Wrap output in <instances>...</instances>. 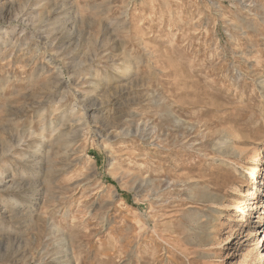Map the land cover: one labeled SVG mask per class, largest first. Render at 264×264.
<instances>
[{
	"label": "rangeland",
	"instance_id": "rangeland-1",
	"mask_svg": "<svg viewBox=\"0 0 264 264\" xmlns=\"http://www.w3.org/2000/svg\"><path fill=\"white\" fill-rule=\"evenodd\" d=\"M262 183L264 0H0V264H264Z\"/></svg>",
	"mask_w": 264,
	"mask_h": 264
},
{
	"label": "bare ground",
	"instance_id": "bare-ground-1",
	"mask_svg": "<svg viewBox=\"0 0 264 264\" xmlns=\"http://www.w3.org/2000/svg\"><path fill=\"white\" fill-rule=\"evenodd\" d=\"M252 174H251V176L254 178V172H251ZM255 179V178H254ZM262 185H264V183H262ZM262 193H263V191H262ZM262 197L264 198V193H263V195H262ZM262 198V199H263ZM254 205V204H253ZM255 208V207H254ZM259 218V221L257 222L258 223V225H259V227H261V228H263L264 229V217H258ZM264 232V231H263ZM263 235H264V233H263ZM262 242H264V236H263V240H262ZM263 246V245H262ZM262 259L264 258V257H261Z\"/></svg>",
	"mask_w": 264,
	"mask_h": 264
}]
</instances>
